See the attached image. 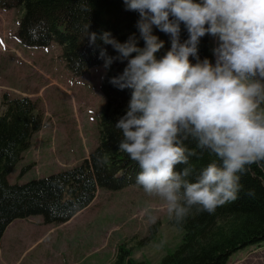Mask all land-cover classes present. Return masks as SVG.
Returning <instances> with one entry per match:
<instances>
[{
    "label": "clouds",
    "instance_id": "1",
    "mask_svg": "<svg viewBox=\"0 0 264 264\" xmlns=\"http://www.w3.org/2000/svg\"><path fill=\"white\" fill-rule=\"evenodd\" d=\"M137 12L133 34L119 42L110 32L99 39L117 55L100 51L103 68L125 63L109 83L131 90L125 114L115 128L122 133L118 151L140 171L136 185L163 202L170 219L185 222L193 208L214 214L234 202L248 166L264 163V0H123ZM181 24L188 39L181 42ZM94 45L98 36L88 31ZM170 38V50L158 58L164 42L153 28ZM206 35L216 46L214 63L200 59ZM195 59L192 63L191 59ZM215 160L193 176L195 149ZM218 161V162H217ZM178 165L184 167L176 171ZM153 223L150 208L144 209Z\"/></svg>",
    "mask_w": 264,
    "mask_h": 264
},
{
    "label": "trees",
    "instance_id": "2",
    "mask_svg": "<svg viewBox=\"0 0 264 264\" xmlns=\"http://www.w3.org/2000/svg\"><path fill=\"white\" fill-rule=\"evenodd\" d=\"M13 8L22 11L17 30L19 41L37 47L56 43L61 47L67 68L75 76L104 64L100 58L102 49L111 56L117 55L110 45L99 39L104 32H110L121 43L134 34L138 46H144L136 28L139 14L126 11L123 0H0V9ZM87 25L88 31L98 36L94 45H90L86 37ZM153 34L164 42V48L157 53L160 58L170 50V38L155 27ZM180 39L181 42L188 39L183 24ZM212 49L211 37L201 38L200 59L207 58L214 63ZM190 59L192 63L196 62ZM125 66L126 62H114L102 80L105 105L99 118L100 136L96 148L66 170L23 184L10 183L8 176L30 148L32 136L41 130L43 116L37 111V102L29 96L3 94L5 111L0 114V242L6 228L18 218L40 215L46 224H61L88 207L99 190H120L136 185L139 166L118 151L122 133L115 128L118 119L126 112L131 90H119L109 83ZM186 147L197 152L190 158L194 168L190 179L194 180L200 169L215 157L207 151L201 153L194 141H187ZM31 167L22 168L21 174ZM183 167L178 165L176 171ZM240 184L238 199L218 207L214 214L193 208L182 224L170 220L182 230V241L174 252L163 257L161 264H229L235 252L264 242V163L248 166ZM114 264L149 263L135 260L131 257V249L121 244Z\"/></svg>",
    "mask_w": 264,
    "mask_h": 264
},
{
    "label": "rangeland",
    "instance_id": "3",
    "mask_svg": "<svg viewBox=\"0 0 264 264\" xmlns=\"http://www.w3.org/2000/svg\"><path fill=\"white\" fill-rule=\"evenodd\" d=\"M21 15L20 8L0 9V114L5 111V92L11 97L28 95L37 102L44 125L8 179L12 184L66 170L88 156L98 145L105 105L103 64L73 75L59 45L37 47L19 41ZM29 165L32 169L21 174ZM146 207L155 223L144 213ZM170 220L163 202L137 185L101 189L67 222L46 224L40 215L12 221L0 243V264H114L121 244L131 249L135 260L161 264L182 241V230ZM229 264H264V242L235 252Z\"/></svg>",
    "mask_w": 264,
    "mask_h": 264
},
{
    "label": "crops",
    "instance_id": "4",
    "mask_svg": "<svg viewBox=\"0 0 264 264\" xmlns=\"http://www.w3.org/2000/svg\"><path fill=\"white\" fill-rule=\"evenodd\" d=\"M16 170V169H15ZM15 170L14 171H12L10 174H9V176H8V179L12 176V175H14V172H15ZM11 225V224H10ZM10 225L6 228V231H5V233L4 234H6L7 233V231H8V229H9V227H10ZM20 228V227H19ZM5 237V235H3V237H2V240L1 241H3V238ZM1 243V242H0Z\"/></svg>",
    "mask_w": 264,
    "mask_h": 264
}]
</instances>
